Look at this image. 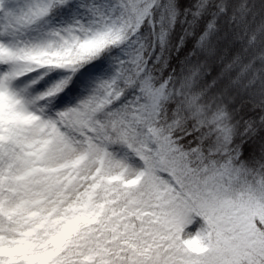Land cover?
Segmentation results:
<instances>
[{
    "label": "snow or ice",
    "instance_id": "6c2138e0",
    "mask_svg": "<svg viewBox=\"0 0 264 264\" xmlns=\"http://www.w3.org/2000/svg\"><path fill=\"white\" fill-rule=\"evenodd\" d=\"M0 264H264V0H0Z\"/></svg>",
    "mask_w": 264,
    "mask_h": 264
}]
</instances>
